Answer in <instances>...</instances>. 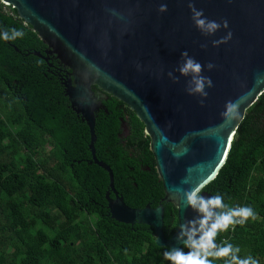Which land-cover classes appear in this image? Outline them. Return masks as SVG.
Wrapping results in <instances>:
<instances>
[{
  "label": "water",
  "instance_id": "95a60500",
  "mask_svg": "<svg viewBox=\"0 0 264 264\" xmlns=\"http://www.w3.org/2000/svg\"><path fill=\"white\" fill-rule=\"evenodd\" d=\"M0 2L14 8L45 45L44 54L31 53L45 61L53 55L63 67L64 96L86 123L94 163L109 176L105 198L110 217L148 225L157 246L181 248L176 238L179 225L198 219L185 192L203 186L201 195H213L204 188L225 163L246 110L264 92V0ZM189 2L203 9L209 20L227 19L228 28L202 34L192 20ZM160 3L168 5L166 12L157 11ZM228 31L231 39L212 43ZM185 49L202 65L209 61L215 65L202 71L213 80V87L206 88L207 97L189 95L185 91L189 78L175 71ZM170 71L179 79L170 78ZM106 94L126 104L143 124L164 193L155 207L125 204L114 190L111 168L95 158L94 113ZM228 102L237 105L235 117L224 115ZM109 189L115 197H109ZM163 202L176 209L177 227L169 237L163 231Z\"/></svg>",
  "mask_w": 264,
  "mask_h": 264
},
{
  "label": "trees",
  "instance_id": "16d2710c",
  "mask_svg": "<svg viewBox=\"0 0 264 264\" xmlns=\"http://www.w3.org/2000/svg\"><path fill=\"white\" fill-rule=\"evenodd\" d=\"M5 6L0 2V29L21 28L25 35L0 40V264H170L163 257L168 247L155 244L150 226L110 217L104 196L108 173L73 161L91 156L88 128L66 116L68 100L51 74L57 61L31 53L42 52V42L14 8ZM146 138L142 149L150 180L131 184L133 195L123 193L130 207L155 206L152 198L164 194ZM104 146L101 136L95 154ZM122 159H105L116 189L119 179L134 174ZM204 189L222 195L230 207L254 209L255 219L220 231L215 242L238 245L241 257L251 255L264 264V92L246 110L225 163ZM176 227V209L164 203V235Z\"/></svg>",
  "mask_w": 264,
  "mask_h": 264
},
{
  "label": "clouds",
  "instance_id": "9594fccd",
  "mask_svg": "<svg viewBox=\"0 0 264 264\" xmlns=\"http://www.w3.org/2000/svg\"><path fill=\"white\" fill-rule=\"evenodd\" d=\"M168 5L160 3L158 12H166ZM189 9L192 13V20L195 26L204 35H211L221 27L227 29L228 21L209 20L203 15V9H197L195 5L189 2ZM25 32L21 28L0 29V40L12 41L22 38ZM232 33L228 31L225 36L219 40L212 41L213 44H220L231 39ZM204 45H202L203 47ZM182 63L175 69L181 76L188 77L185 91L189 95L198 94L201 98L207 97L206 88L213 87V80L210 76L202 75L204 67L211 70L215 67L214 63L209 61L206 66L202 65L193 56H190L185 49L181 52ZM168 76L174 81L179 77L173 72H168ZM203 99L200 100L202 104ZM237 105L234 102H228V108L224 115L235 117ZM203 186H197L185 192V201L190 208L197 214L198 219L181 223L177 231V240L181 242L189 251L185 252L183 248H171L165 250L163 257L170 264H215V260L220 257H227L224 264H260L259 260L249 255L241 257V249L238 245L224 243L217 245L215 237L218 232L226 231L230 226L244 225L249 218L255 219L256 212L251 206L230 207L224 202V197L220 194L203 196L201 195ZM212 257L213 259H209Z\"/></svg>",
  "mask_w": 264,
  "mask_h": 264
},
{
  "label": "flooded vegetation",
  "instance_id": "af4514ba",
  "mask_svg": "<svg viewBox=\"0 0 264 264\" xmlns=\"http://www.w3.org/2000/svg\"><path fill=\"white\" fill-rule=\"evenodd\" d=\"M44 50L45 45L43 44L41 52L42 54H44ZM48 58L54 61L56 60L54 57H51V55H49ZM56 63L57 66L55 67V65H53V68L51 69V74L57 77L60 82V76L63 70L60 68L61 65H59L58 62ZM91 88L96 93L99 91L95 86H92ZM101 103V108H99L94 113V132L96 137L95 142L102 136V140H104L105 146L102 153L98 151L97 154H95V158L99 161L106 163L109 166V163L105 159H114L116 161L122 156L123 159L120 160V162H123L124 164L130 163L132 165L130 166L129 171L136 174V176L133 174L129 177L119 179V189L115 188L113 182L116 194L118 196H121L124 201L123 193L127 195H133V193H135L133 191L134 189H132L131 187V184L132 186L137 187L139 186L138 182L143 183V178H146L149 184L151 168L145 165V155L142 149L147 138L143 132L142 122L140 120L139 122L134 120L131 114L132 110L129 109L126 104L109 94H106V98L102 99ZM67 107L69 108V113L66 112V116L73 123V117L75 116V118H79V116H77V114L71 109V107L69 106V102ZM81 123L86 125V123L82 120ZM70 130H73V126L70 127ZM107 145H109V148L107 147ZM113 150L116 151V154L111 152ZM97 155H100L102 158H99ZM93 160L94 158H92V156H90V158L83 157L78 158L77 160L73 159V161H76L77 164H83L87 162L89 165L95 164ZM107 188L108 186L105 189L104 196L106 194ZM163 195L159 196L158 198L153 197L152 201L157 202L158 204ZM109 197H115L114 191L112 189H109Z\"/></svg>",
  "mask_w": 264,
  "mask_h": 264
},
{
  "label": "rangeland",
  "instance_id": "374dc122",
  "mask_svg": "<svg viewBox=\"0 0 264 264\" xmlns=\"http://www.w3.org/2000/svg\"><path fill=\"white\" fill-rule=\"evenodd\" d=\"M8 7H9V6L6 5L4 8H5L6 10H8V9H9ZM48 147H49V144L47 143V144L45 145V149L48 148Z\"/></svg>",
  "mask_w": 264,
  "mask_h": 264
},
{
  "label": "built area",
  "instance_id": "2783aa9c",
  "mask_svg": "<svg viewBox=\"0 0 264 264\" xmlns=\"http://www.w3.org/2000/svg\"><path fill=\"white\" fill-rule=\"evenodd\" d=\"M233 226H230L229 228L232 229Z\"/></svg>",
  "mask_w": 264,
  "mask_h": 264
}]
</instances>
